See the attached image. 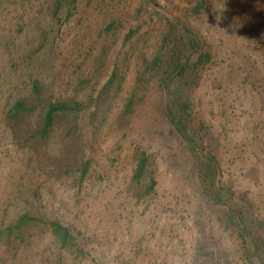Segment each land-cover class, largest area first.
<instances>
[{
    "label": "rangeland",
    "instance_id": "374dc122",
    "mask_svg": "<svg viewBox=\"0 0 264 264\" xmlns=\"http://www.w3.org/2000/svg\"><path fill=\"white\" fill-rule=\"evenodd\" d=\"M0 264H264V0H0Z\"/></svg>",
    "mask_w": 264,
    "mask_h": 264
},
{
    "label": "trees",
    "instance_id": "16d2710c",
    "mask_svg": "<svg viewBox=\"0 0 264 264\" xmlns=\"http://www.w3.org/2000/svg\"><path fill=\"white\" fill-rule=\"evenodd\" d=\"M188 61H189V59H187L185 62H182V63H179V62L174 63L175 64V70L178 68L180 70H182L184 67H186V64ZM23 105H24V103L22 101L17 102L15 104V106L13 107L14 112H18L20 109H23ZM62 108H65V106H63L60 103H53V104H50L48 106L47 111H46V115H45V120H44L43 133L48 132L49 127L52 125L55 113ZM177 129L180 132V134H182L183 136H185L187 138L188 143L190 144L191 148L194 147V149H196V148H198V146H200V144H198L196 139L194 138L193 134L188 131V128H184L183 124L178 123ZM146 159H147V157L142 158L139 162L137 169H136L135 176L137 178L139 177V179L142 178L143 175L147 172ZM211 161H212V163L210 165H208L207 169H209V168L212 169L213 167H217L214 158H212ZM213 170H214V168H213ZM204 177H206L205 173H204ZM220 197L221 196L218 194L217 191L214 192V199H220ZM54 231H55L57 238L63 242L62 244H65L68 242V239L70 238V233H69L67 228L63 227L59 223H55L54 224Z\"/></svg>",
    "mask_w": 264,
    "mask_h": 264
}]
</instances>
